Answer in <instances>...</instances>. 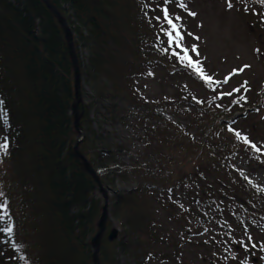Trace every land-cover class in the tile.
<instances>
[{"label":"trees","instance_id":"16d2710c","mask_svg":"<svg viewBox=\"0 0 264 264\" xmlns=\"http://www.w3.org/2000/svg\"><path fill=\"white\" fill-rule=\"evenodd\" d=\"M48 1L67 22L81 78L85 74L90 76L98 98H103L106 91L115 92L101 81L121 79L124 67L145 62L143 57L149 43L156 63L172 67L170 60H163L161 45L155 47L159 39L154 42L160 28L168 30V25L164 20L156 25L149 6L160 2L180 5L181 0L167 3L165 0ZM79 50L89 54L86 65ZM185 70L209 89L215 87L198 79L191 68ZM74 89V69L66 34L49 9L41 0H0V101L3 102L0 110L6 113V118L0 121L3 136L0 143L8 144L6 153L0 151V215L4 216L3 236L12 251L14 264H92L91 243L98 231L104 200L96 197L98 186L74 154L79 138L71 110ZM129 104L142 114L140 121L154 123L148 135L156 156L144 155L149 147L142 156L145 161L160 162L161 169L173 175L175 181L171 186L183 178L184 166L195 168L199 162L197 165L204 168L203 162L210 165L220 160L212 156L209 146L222 144L228 136L231 143L225 144V153H233L237 148L264 158V153L250 145L233 141L227 109L209 112L205 123L197 120L206 129L204 134L202 131L203 141L193 143L185 139L186 131L157 114L160 104L132 101ZM88 112L89 107L81 99L78 115L84 138L78 151L98 174L101 185L114 193L118 182H124L136 167L121 162V146L110 150L102 145L101 135L91 131L87 122ZM170 126L174 127L179 141L169 149L162 148L160 129ZM215 127L222 128V138L208 137ZM166 157L171 161H164ZM237 180L242 182L240 178ZM159 184L157 180L152 189L169 190L168 186ZM142 186L129 191L127 196L114 194L115 203L110 212L113 217L121 218V205L129 208V213L125 212L126 230L121 233L131 240H136V235L144 237L145 245L141 243L144 247L151 237L139 204ZM152 194L153 191L148 195ZM251 196L262 199L264 195L252 192ZM254 212L245 210L243 216L259 220ZM9 226L11 234L7 231ZM105 227L99 264H118L115 262L117 246L111 249L116 241L107 240L112 229L109 218Z\"/></svg>","mask_w":264,"mask_h":264},{"label":"rangeland","instance_id":"374dc122","mask_svg":"<svg viewBox=\"0 0 264 264\" xmlns=\"http://www.w3.org/2000/svg\"><path fill=\"white\" fill-rule=\"evenodd\" d=\"M230 2L231 8L228 7L229 0H186L187 10L162 2L149 6L156 25L164 20L162 10H169L184 36L182 44L188 49V55L200 62L213 81L222 82L231 77L227 84L214 83L215 91L196 81L185 70L187 66L172 55L179 52L183 56V53L175 44L168 46L165 27L160 28L159 37L154 38V42L159 39L154 46L159 48L157 45H161L163 60H170L171 68L156 63L149 43L144 63L124 67L121 79L101 81L115 89L114 94L106 91L103 98H98L90 76L85 74L81 78V99L89 107L87 122L91 131L101 135L104 147L111 150L121 146V162L136 167L126 175L124 182H118L115 192L109 194L107 218L109 216V226L118 230L116 244L111 246V249L117 246L115 262L118 264H264V222L259 221L264 220V196L262 199L251 196L252 192L264 195V158L237 148L233 153H225V144L231 143L228 136V139L223 138L222 144L209 146L212 156L220 160L210 165L203 162L204 168L197 165L199 162L195 168L184 166L183 178L171 186L175 181L173 175L163 171L160 162L145 161L142 156L148 147L144 155L156 156L148 135V129L151 125L154 127V123L140 121L142 114L129 104L130 101L160 104L157 114L186 131L185 139L193 143L203 141L202 131L204 134L206 127L199 125V120L205 123L209 112L227 109L233 141L236 144L244 142L235 135L239 132L260 149L258 152L264 153V4L260 0ZM189 11L196 15L189 16ZM176 16L181 17L178 22ZM193 47L197 48L198 56L191 51ZM79 51L83 65H86L89 54ZM233 70L238 74L232 75ZM245 81L247 91L241 87ZM235 88H240V92L218 98L221 93ZM241 96L245 99L241 100ZM211 130L210 139L223 137L222 128ZM160 131L162 148L169 149L179 141L174 127ZM1 135L0 125V140ZM157 159L163 162L159 156ZM165 160L171 161V158ZM157 180L169 190H153ZM141 185L139 204L151 237L144 247L141 246L144 237L136 235V240H131L121 233L126 230L127 206L121 205V218L111 215L114 194L127 196L129 191ZM152 191L154 194L148 195ZM96 197L102 199L99 192ZM245 210L256 211L253 214L259 220L246 219L243 216ZM2 226L0 221V264H14ZM239 241L246 245L247 251ZM251 244L256 247L252 248Z\"/></svg>","mask_w":264,"mask_h":264},{"label":"water","instance_id":"95a60500","mask_svg":"<svg viewBox=\"0 0 264 264\" xmlns=\"http://www.w3.org/2000/svg\"><path fill=\"white\" fill-rule=\"evenodd\" d=\"M42 3L49 9V11L53 14V16L56 18V20L59 22L61 27L64 29L66 34V40L69 50L70 59L73 65L74 69V90H75V101L71 107L72 115H73V121H74V128L79 134V138L77 142L74 145V154L79 160V163L84 168V170L92 177V179L95 181L96 185L98 186L99 192L102 194L103 200H104V206L102 209V214L99 220L98 225V231L95 235V237L92 240L91 247H92V264H99V250H100V244L102 236L105 232V225L108 215V202H109V193L107 189H105L99 180L98 174L92 169V167L87 163V161L80 155L78 151L79 144L83 141L84 135L81 132V129L79 127V115H78V107L81 102V75L79 71L78 62L76 59L75 52L73 50L72 45V34L68 27V24L66 23L65 19L59 14V12L51 5V3L48 0H41ZM118 237V230L112 229L107 235V240L109 242H113Z\"/></svg>","mask_w":264,"mask_h":264},{"label":"snow or ice","instance_id":"6c2138e0","mask_svg":"<svg viewBox=\"0 0 264 264\" xmlns=\"http://www.w3.org/2000/svg\"><path fill=\"white\" fill-rule=\"evenodd\" d=\"M165 2L167 3L168 0H165ZM260 2L262 4H264V0H260ZM179 6L182 9L187 10V5L184 2V0H181ZM228 7L229 8L232 7L230 0H229ZM162 11H163V19H164L165 23L168 25V30H166L164 33L167 36L168 46L172 47V45L175 44L176 48H178L180 50V52L183 53V56H181L179 52H173L172 55L175 56L178 60H181L187 67L191 68L194 71V73L196 74L197 78L203 80L205 82V84L208 85L209 87H211V85L214 83H216V84H219V83L227 84L231 77H226L224 79V81H222V82L213 81V79L204 72V69L200 65V62L193 60L192 57L188 55V49L185 48L182 44V41L184 40V36L180 31L178 23L174 22L173 18L169 14V10L167 8H164ZM188 15L194 17L196 15V13L189 11ZM157 19H159V17H157ZM180 19H181V17H179V16L175 17V21H177V22ZM188 35H192V34L189 33ZM195 39L198 40L199 37H195ZM191 51L196 53L197 56L199 55L196 47H193L191 49ZM245 67H248V66L246 65ZM240 71H243V69H240ZM236 74H238L237 71L233 70L232 75H236ZM150 75H151V73H150ZM246 84H247V81H245L244 85H242L241 87H245ZM212 90L215 91L216 89L213 88ZM245 90L247 91L248 89L245 87ZM238 92H240V88H235L231 92L221 93L218 96V98L223 99L224 96H232L233 93H238ZM240 99L243 100V99H245V97L241 96ZM2 103L3 102L0 101V104H2ZM4 118H6V113L4 111L0 110V121H2ZM230 131H232V130L230 129ZM235 135L237 136L238 139H243L245 144L250 145L256 151H260V149L255 144H251V142L248 140L247 137H242L241 133L236 132ZM7 148H8L7 142L0 143V151H3L6 153ZM3 210L6 212V205H4ZM3 219H4V216H0V221H2ZM7 231L9 232V234H11V232H12L11 226L8 227ZM251 239L252 238L249 237V243H251ZM238 243L240 244L241 247H244L246 251L248 250L246 245H244V243L242 241H239ZM251 247L255 248L256 245L251 244Z\"/></svg>","mask_w":264,"mask_h":264}]
</instances>
